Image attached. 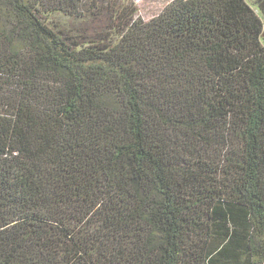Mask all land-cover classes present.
Here are the masks:
<instances>
[{
  "label": "trees",
  "instance_id": "trees-1",
  "mask_svg": "<svg viewBox=\"0 0 264 264\" xmlns=\"http://www.w3.org/2000/svg\"><path fill=\"white\" fill-rule=\"evenodd\" d=\"M263 38L247 0H0V264H264Z\"/></svg>",
  "mask_w": 264,
  "mask_h": 264
},
{
  "label": "rangeland",
  "instance_id": "rangeland-1",
  "mask_svg": "<svg viewBox=\"0 0 264 264\" xmlns=\"http://www.w3.org/2000/svg\"><path fill=\"white\" fill-rule=\"evenodd\" d=\"M133 4L136 8V16L142 19L143 21H149L152 18L158 16L164 8L169 5L174 0H132ZM248 4L253 7V9L257 12L259 17L261 18L264 24V15L257 9V0H247ZM67 19H62V23ZM61 24L58 22L57 24ZM264 45V38H263Z\"/></svg>",
  "mask_w": 264,
  "mask_h": 264
}]
</instances>
